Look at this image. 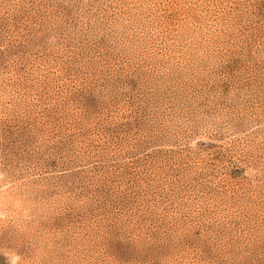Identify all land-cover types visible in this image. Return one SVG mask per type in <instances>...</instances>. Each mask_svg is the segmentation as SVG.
<instances>
[{"label":"rangeland","instance_id":"rangeland-1","mask_svg":"<svg viewBox=\"0 0 264 264\" xmlns=\"http://www.w3.org/2000/svg\"><path fill=\"white\" fill-rule=\"evenodd\" d=\"M0 264H264V0H0Z\"/></svg>","mask_w":264,"mask_h":264}]
</instances>
